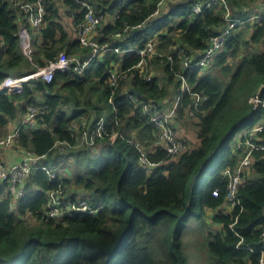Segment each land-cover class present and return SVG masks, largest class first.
I'll use <instances>...</instances> for the list:
<instances>
[{
  "label": "trees",
  "instance_id": "1",
  "mask_svg": "<svg viewBox=\"0 0 264 264\" xmlns=\"http://www.w3.org/2000/svg\"><path fill=\"white\" fill-rule=\"evenodd\" d=\"M14 1L0 0V34L5 42L0 50V83L7 77L32 72L33 62L45 66L62 51L70 56L92 52L81 43L78 33L86 9L75 0H65L72 16L70 28L63 22L59 2L48 0L41 41L34 44L31 62L21 48V12ZM86 1L107 15L93 36L100 43L126 49L155 41L157 54L148 59L147 68L153 64L157 74L148 80L149 72H140L137 53H108L87 67L82 77L75 70L58 71L51 82L31 79L19 91L0 92V137L30 104L46 106L39 120L42 125L24 128L19 146L37 156L46 155L44 162L59 175L52 179L45 170L33 171L25 181L26 194L16 200L11 195L3 197L0 185V264H190L183 250L182 232L191 218L205 222L207 215L212 228L204 248L210 263L259 264L264 250V149L253 151L252 174L246 175L239 187L242 207L230 213L221 212V207L229 181L223 172L246 154L236 146L246 137H235L242 128L252 129L264 119V21L249 24V39L242 31L232 35L214 61L218 73H206L196 65L211 37L227 26L224 8L196 14L192 5L199 0H173L176 4L169 12L164 11L167 0ZM228 3L233 17H248L241 13L244 0ZM115 10H119L116 20L112 16ZM156 18L159 22L151 32L148 23ZM140 25L141 31L134 36L113 37L127 26ZM242 43L248 48L243 56ZM257 45H262V50L255 51ZM230 57L238 61L236 65ZM113 62L130 69L131 74L116 89L108 83L106 73ZM187 63L193 68L186 69ZM181 73L186 74L192 91L205 97L194 113L199 144L176 158L156 147L149 158L158 165L149 172L139 160L137 147L123 137L151 147L158 130L129 94L134 87L142 93L140 100L169 105L181 86ZM258 95L257 106L252 98ZM104 100L112 108L109 113L103 107ZM193 105V96L186 92L178 117L185 118L194 110ZM101 118L106 121V133L93 145L77 146L79 138L85 131L91 133L92 127H76L74 121H94L95 125ZM257 135L256 142L264 145V129ZM102 151L107 156L97 163L95 158ZM61 157L72 159L73 178L59 180ZM70 183L84 191L73 193ZM59 185L75 199L86 192L91 198H85L100 210L96 214L49 217L48 192ZM28 216L37 217L39 222L31 223Z\"/></svg>",
  "mask_w": 264,
  "mask_h": 264
},
{
  "label": "built area",
  "instance_id": "2",
  "mask_svg": "<svg viewBox=\"0 0 264 264\" xmlns=\"http://www.w3.org/2000/svg\"><path fill=\"white\" fill-rule=\"evenodd\" d=\"M48 0H15L14 4L16 8L21 12L20 23V40L21 48L23 53L33 62L34 54V41L33 35L30 34L27 26H30L37 34V39L35 42L41 41V32L43 25L45 23L46 15V3ZM77 3L81 4L85 9L84 22L80 26L79 30V40L84 46H89L92 52L89 55L83 56H70L66 51L59 53L56 59H50L45 66H38L36 64V69L27 75L21 77H7L0 83V92L2 91H19L23 88L24 83L31 79H42L47 82H51L58 71L67 73L71 70H75L79 77H82L83 72L87 67L94 64L97 60L104 57L108 53H117L123 55L125 53H137L141 60L138 62L137 66L143 69V62L148 59L151 61L150 57L157 54V44L155 41L150 40L146 42L142 47L130 46L126 49L121 48L118 45H112L110 42L100 43L94 34L97 31L99 25H101L106 14L98 12L95 7L86 0H75ZM213 8H224L225 21L227 26L219 33L213 35L210 39L208 46L203 50L201 57L197 63V67L207 68L216 59L218 54L223 50L226 43L233 35L232 30L236 26L243 24L245 22L258 23L264 21V8L257 11L253 15L242 19L236 18L232 15V9L228 0H199L192 5V10L196 13H203L207 10ZM158 13V10L155 14ZM119 15V10H115L112 13L113 18L116 20ZM136 27H141L136 26ZM135 27H125L123 30L113 34L117 40L122 39L124 35L129 34L130 30ZM24 33V34H23ZM5 47V42L0 34V50ZM181 53L184 54V49L181 48ZM161 55V54H160ZM172 59V55H168ZM34 63V62H33ZM114 63L113 68H107L106 73L109 75L111 80L110 85L113 89H116L122 81H125L129 76L130 69H123L121 66ZM117 66V67H116ZM143 67V68H141ZM193 68L189 63L186 64V69ZM181 77V86L179 87L180 93L175 97V101H171L169 105L158 104L154 101L140 100V96L132 92L129 94V98L133 99L138 105L141 106L142 114L148 117V122L152 124L158 130V136L154 142V145L149 147L145 146L141 141L134 138H125L129 143L135 145L139 151V160L143 167L147 171H151L158 163L152 161L149 158V152L155 151L156 147L164 148L169 157H176L186 150V144L177 137L175 130V123L177 116L179 115V107L183 95L188 92L193 96L194 110L198 111L201 102L205 99L202 95L194 93L192 87L188 82L186 74H178ZM148 80L151 79L150 76H146ZM12 83H19V86H12ZM253 102L260 103V95L253 97ZM46 113V106H39L36 104H30L27 108L24 117L21 118L14 128L7 134L0 137V150L3 148L16 147L20 149L19 137L21 131L24 128L31 127L37 128L40 124L39 120H42V116ZM94 121L90 123L87 127H92L91 133L85 131L82 141L77 143V146L84 144L93 145L98 136H102L106 133V121L104 118L99 119L95 125H92ZM83 125H86V121H82ZM74 126L76 124L74 123ZM264 129V119L260 124L252 129H248L244 132L245 141H238L236 144L237 148L245 149L246 154L241 158L239 163L233 168H226L223 172L225 177H228V193L224 205L221 207V212L230 213L237 206L242 207V203L238 196V190L241 183L244 181L247 172L252 166L253 157L252 153L255 149H264L263 144H258L257 133ZM60 144L69 145L68 142H61ZM58 145V144H56ZM24 155L23 159L7 164L0 157V185L3 187L2 196H13L14 200L24 196L26 194L25 181L37 169L45 170L49 173L52 179H56L59 175L51 169V167L44 162L46 155L37 156L33 154L30 150L20 149ZM63 178H59L62 181ZM215 195L218 194V190L214 192ZM100 210V206H93L87 198H73L67 194L66 188L62 185L55 190L48 192V201L46 205L47 215L51 218L57 219L63 216L73 215L75 212H83L96 214ZM264 234V233H263ZM259 264H264V250L261 252V257Z\"/></svg>",
  "mask_w": 264,
  "mask_h": 264
},
{
  "label": "rangeland",
  "instance_id": "3",
  "mask_svg": "<svg viewBox=\"0 0 264 264\" xmlns=\"http://www.w3.org/2000/svg\"><path fill=\"white\" fill-rule=\"evenodd\" d=\"M57 1L60 4V8L62 9V14L64 15L63 16V22L68 27L72 28L73 22H72V16L70 15V12H69V7L66 6L65 0H57ZM165 3H166L165 9H164L165 12H169L172 9H174V4H176V2L173 0H169V1L167 0ZM244 3H245L244 4L245 10H243L241 13L247 14L248 17L264 8V0H244ZM260 7H262V8H260ZM158 22H159V18H156V19L150 21L148 23V29L151 32H153V29L158 24ZM249 24H250L249 22H245L243 24H240V26H236L235 29L232 30L231 34L235 35L238 32L242 31L244 33V38L249 39L251 30H252V27ZM27 28H28V30H30V34L33 35V41L35 43V39H37V37H38L36 32L30 26H27ZM261 48H262V45H257L254 47V50L260 51V50H262ZM247 49H248L247 46L244 43H242L241 56L247 54ZM163 54L168 55L167 52H165ZM153 58H154V56L150 57V59H153ZM230 62H232L233 65H236V63L238 61H236L234 58L230 57ZM213 64H214V62L209 67L205 68L204 72H206V73L207 72L218 73V70L213 67ZM142 65L144 68L141 67L143 69H141L140 72L144 73L146 70L149 72L147 75L152 78L153 73L156 72V67H154V65L152 64L149 66V68H147V61L146 60L143 62ZM33 67H34V69H36L35 63H33ZM185 68H186V64H185ZM156 74H157V72H156ZM130 78H131V74H129V76L127 77V79L125 81L129 80ZM110 82H111V80L108 79L109 84H110ZM122 82H124V81H122ZM179 93H180L179 89L174 91V93L172 95V102L175 101V97ZM252 100H253V98H252ZM106 102H107L106 100L103 101V103H104L103 107H104L105 111H107V113H109L112 111V108L109 107ZM194 113H195V111H194ZM194 113L192 111H190L188 113V115H186L185 118H179L177 116L176 120L174 121V123H175L174 126H175V130L177 133V137L186 144V149L190 148V147H192V148L196 147L199 144L198 127L196 125V118H194ZM23 117H24V114H22L18 118L21 119ZM82 121H80V123L78 121H74L76 124V127H82V125H83ZM16 122H17V120L10 122L8 127L5 128L6 130H5L3 135L9 133L14 128V123H16ZM88 125H90V123L86 124V126H88ZM29 128H31V127H29ZM247 130L248 129H246V128H242L241 131H239V133L236 135L235 140L239 139L240 136L242 134H244V132ZM81 141H82V138L79 139L77 143H79ZM79 147H83V145H81ZM106 156H107V152L102 151L99 154V156L95 159L97 160V163H102L105 160ZM71 163H72L71 158H67V157L59 158V168L58 169H59L60 175L62 176L63 179L64 178H70L71 179L74 177V171L75 170H74V166ZM251 170L252 169L250 168L249 171L247 172V175L252 174ZM69 186L71 189H73V190H71L73 193H74V190L78 191L80 193L84 191L83 189H79L74 183H70ZM67 189H68V191L70 190L69 187ZM83 196L87 197L88 199L91 198L89 194H86V192H84ZM83 196H81V198H84ZM211 213L209 212L208 214L210 215ZM208 218H209V216L207 215L205 222L199 221L195 217L191 218L187 222V226H186L185 230L182 232L181 239H182V243H183V250L188 255L190 264H212L209 262V256H208L207 248L206 249L204 248L206 245V240L208 237V233L210 231V227L212 228V226L209 224L210 220ZM28 221H30L33 224H36L39 222V219L37 217L28 216ZM214 230L216 231L217 227H215ZM159 256L161 257L160 254H159Z\"/></svg>",
  "mask_w": 264,
  "mask_h": 264
},
{
  "label": "crops",
  "instance_id": "4",
  "mask_svg": "<svg viewBox=\"0 0 264 264\" xmlns=\"http://www.w3.org/2000/svg\"><path fill=\"white\" fill-rule=\"evenodd\" d=\"M260 8H262V7H260ZM16 120L18 122L20 119L18 118ZM16 123H14V126L16 125ZM0 157L7 164L15 163V162H18V161H20L22 159L23 152L20 149L16 148V147L3 148V149L0 150Z\"/></svg>",
  "mask_w": 264,
  "mask_h": 264
},
{
  "label": "water",
  "instance_id": "5",
  "mask_svg": "<svg viewBox=\"0 0 264 264\" xmlns=\"http://www.w3.org/2000/svg\"><path fill=\"white\" fill-rule=\"evenodd\" d=\"M140 31H141V27H135V28H133V29L130 30L129 35L130 36H134L135 34H137ZM131 91L134 92V93H136L139 96L142 95L141 91H139L138 89H136L134 87L131 88Z\"/></svg>",
  "mask_w": 264,
  "mask_h": 264
},
{
  "label": "bare ground",
  "instance_id": "6",
  "mask_svg": "<svg viewBox=\"0 0 264 264\" xmlns=\"http://www.w3.org/2000/svg\"><path fill=\"white\" fill-rule=\"evenodd\" d=\"M11 85H12L13 87H14V86L16 87V86H19L20 84H19V83H12Z\"/></svg>",
  "mask_w": 264,
  "mask_h": 264
}]
</instances>
